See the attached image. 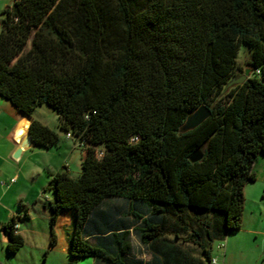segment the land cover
<instances>
[{
	"label": "trees",
	"instance_id": "obj_1",
	"mask_svg": "<svg viewBox=\"0 0 264 264\" xmlns=\"http://www.w3.org/2000/svg\"><path fill=\"white\" fill-rule=\"evenodd\" d=\"M0 96L32 119L35 146L61 140L33 118L48 105L84 148L81 174L58 171L46 189L51 248L73 211L74 260L211 264L215 241L242 228L264 158V0H14L2 11ZM201 106L212 115L184 131ZM16 230V219L3 225L10 254L25 244Z\"/></svg>",
	"mask_w": 264,
	"mask_h": 264
},
{
	"label": "rangeland",
	"instance_id": "obj_2",
	"mask_svg": "<svg viewBox=\"0 0 264 264\" xmlns=\"http://www.w3.org/2000/svg\"><path fill=\"white\" fill-rule=\"evenodd\" d=\"M14 0H0V30L2 11L9 5H12ZM251 51L247 45L243 44L240 48L237 61L238 66L241 69L247 67L248 62L251 60ZM241 74V71H238ZM35 117L42 123L49 126L51 129L57 131L61 137L60 143L57 147L52 149H44L41 147H32L28 150L27 156L23 160V164H27L26 169L35 166L38 162L45 166V173L38 176L37 179L31 176L22 175L18 181V192L23 195H32L35 190L38 192H44L53 179V174L58 171L68 168L70 174L77 178L82 171L81 163L85 155L84 148L80 141L75 137H68L67 134L59 128V117L57 112L48 105L39 106L34 113ZM46 165H48L46 167ZM48 168V170H47ZM27 169V170H28ZM263 168L257 169V182L248 186L247 201L245 204V217L246 223H249V229L254 226L256 228L261 226L264 231V193H260V189L264 186V172ZM51 172H53L51 174ZM47 176V177H46ZM47 178V179H46ZM252 185V184H251ZM259 189V191H250L249 189ZM48 195L53 197V193L50 189L46 190ZM29 200L18 201V210L21 208V215L27 214V209L33 205H29ZM21 206V207H20ZM258 219V222L255 219ZM41 221L34 222L33 227L41 231ZM23 229L25 224L21 223ZM44 226V224H43ZM248 226V225H247ZM49 234H50V228ZM54 232L57 237L56 245L51 248L49 243L42 237V243L44 247H35L30 239H26L22 249L16 254H10L8 252V243H2L0 241V264H91L92 259H80L74 260L70 253H66L65 248L67 246L66 229L60 225L54 228ZM173 237V236H172ZM231 237V238H230ZM236 237H238L236 239ZM41 238V237H40ZM135 254L137 257L143 258L145 261L151 259V254L148 249L140 245L136 238H134ZM189 250H192L195 254L199 255V250L195 248L193 243H185L182 241ZM224 247H220L223 245ZM223 244L217 240L213 245L212 255L218 259V264H264V235H253L247 232H235L232 236H227ZM183 245V246H184ZM220 248V249H219ZM222 248V249H221Z\"/></svg>",
	"mask_w": 264,
	"mask_h": 264
},
{
	"label": "crops",
	"instance_id": "obj_3",
	"mask_svg": "<svg viewBox=\"0 0 264 264\" xmlns=\"http://www.w3.org/2000/svg\"><path fill=\"white\" fill-rule=\"evenodd\" d=\"M33 118L37 119L35 115ZM32 119L24 116L20 113L8 100L0 96V241L2 243H8V237L3 231V225L10 222L13 219L17 220V230L19 234L24 237V240L30 239L31 243L35 247H44L42 243V237L47 241L51 242V229L50 228V218L51 213L49 210L44 207L43 203L48 200H52L53 197L43 195H48L46 190L42 192L34 191L32 195H23L18 192V181L21 179L22 175L31 176L32 178L37 179L38 176L46 172L44 170L45 166L42 163L38 162L35 166L26 169V163L23 164L24 158L28 154V150L31 148L22 151L18 159L14 158L22 139H17L16 133L17 130L21 127L25 120ZM39 120V119H37ZM40 121V120H39ZM33 147H36L35 145ZM52 149V148H51ZM49 150V149H48ZM48 165H46L47 167ZM263 168L264 172V158H259L255 164L256 172V181L257 178V169ZM48 170V168H47ZM53 172H51L52 174ZM47 177V176H46ZM47 179V178H46ZM254 183V182H253ZM253 183L248 184L245 187V204L247 201L248 186H256ZM252 184V185H251ZM255 184V183H254ZM250 191H259V189L253 188L249 189ZM260 193H264V186L260 189ZM29 200V205H33L31 208L27 209V214L24 216L21 215V208L18 210V201ZM21 207V206H20ZM75 219V213L73 211L63 212L59 215L56 226L60 225L65 227L66 236H67V246L65 248L66 253H70V236L73 232V222ZM41 221V231L44 229V232L38 231L37 228L33 227L34 222ZM258 222V219H255ZM25 224L23 229L22 224ZM44 224V226H43ZM248 225V226H247ZM249 223H246L245 210L243 216V225L239 231L236 232H247L248 234L253 235H264V231L261 229V226L256 228L255 226L252 229H249ZM55 226V227H56ZM252 226V225H251ZM234 233L230 234L232 236ZM41 237V238H40ZM231 238V237H230ZM238 237H236L237 239ZM222 242V241H221ZM225 242V240H224ZM220 249V248H219ZM222 249V248H221ZM91 264H96V261L92 259Z\"/></svg>",
	"mask_w": 264,
	"mask_h": 264
},
{
	"label": "water",
	"instance_id": "obj_4",
	"mask_svg": "<svg viewBox=\"0 0 264 264\" xmlns=\"http://www.w3.org/2000/svg\"><path fill=\"white\" fill-rule=\"evenodd\" d=\"M250 75V70H246L245 74L239 76V77H234L227 85V87H231L236 84H242L243 82L246 81L248 76ZM212 115V112L210 108L206 106H201L199 107L196 111H194L192 114H190L184 123L182 129L184 131H190L199 125H201L205 120H207L210 116ZM29 121V126L26 130V132L20 136L17 137V139H22L21 144L14 156V158L18 159L22 153V151L29 149L35 145L34 139L32 135L30 134V128H31V120L28 119ZM204 157V151L202 149L197 150L192 156L191 160L193 162L200 161Z\"/></svg>",
	"mask_w": 264,
	"mask_h": 264
},
{
	"label": "bare ground",
	"instance_id": "obj_5",
	"mask_svg": "<svg viewBox=\"0 0 264 264\" xmlns=\"http://www.w3.org/2000/svg\"><path fill=\"white\" fill-rule=\"evenodd\" d=\"M28 126H29V121L25 120L21 125V127L17 130L16 137L22 136L26 132Z\"/></svg>",
	"mask_w": 264,
	"mask_h": 264
},
{
	"label": "built area",
	"instance_id": "obj_6",
	"mask_svg": "<svg viewBox=\"0 0 264 264\" xmlns=\"http://www.w3.org/2000/svg\"><path fill=\"white\" fill-rule=\"evenodd\" d=\"M67 136H68V137H72V135H71L70 133H67ZM221 243L223 244V241H222ZM220 247H224V244H223V245H220ZM211 264H218V259H217L216 257H214V258L212 259Z\"/></svg>",
	"mask_w": 264,
	"mask_h": 264
}]
</instances>
